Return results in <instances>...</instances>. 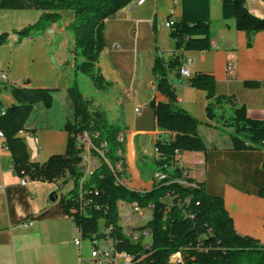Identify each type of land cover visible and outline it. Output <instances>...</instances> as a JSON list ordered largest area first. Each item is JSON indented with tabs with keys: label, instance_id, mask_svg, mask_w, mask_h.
<instances>
[{
	"label": "crops",
	"instance_id": "crops-1",
	"mask_svg": "<svg viewBox=\"0 0 264 264\" xmlns=\"http://www.w3.org/2000/svg\"><path fill=\"white\" fill-rule=\"evenodd\" d=\"M210 4L212 48L186 52L192 59L191 73L213 74L217 94L234 96L246 106L249 117L264 120V85H245L248 81L264 82V31L255 34L249 44L235 19L223 17L222 0H211ZM247 7L264 16V0H247ZM41 13L35 7L0 9V34H9L0 47L4 76L0 74V101L5 107L16 102L11 88L20 84L58 88L56 99L64 109L70 107L67 88L75 79V61L69 26L74 12L64 10L41 35L19 39L15 31L34 24ZM181 17V1L131 0L105 20V47L99 67L103 76L114 82L110 112L118 117L121 111L127 125L123 134L126 179L133 189L153 188L159 134L185 145H198L200 141L201 149L179 151L181 166L195 182H204L211 195L223 198L238 234L264 245V196L260 194L264 190V144L253 150H234L229 135L214 128L206 115V91L186 83L175 85L177 102L199 121L198 135L157 127L152 101L163 102L166 97L156 89L154 65L157 57L167 63L173 56L175 42L167 22ZM177 74L172 69L168 72L173 81ZM47 111L40 107L33 121L18 134L24 138L30 163L43 165L67 149L69 134L64 122L45 121ZM196 158L204 159L205 165L193 164ZM25 177L26 185L15 171L4 137L0 138V264H79L81 252L85 256V239L80 249L74 242L79 229L62 204L70 191L64 187L69 184H63L62 178L49 181L30 172ZM30 220L34 225L24 224Z\"/></svg>",
	"mask_w": 264,
	"mask_h": 264
},
{
	"label": "trees",
	"instance_id": "trees-1",
	"mask_svg": "<svg viewBox=\"0 0 264 264\" xmlns=\"http://www.w3.org/2000/svg\"><path fill=\"white\" fill-rule=\"evenodd\" d=\"M130 1L0 0V9L35 7L42 11L34 24L15 31L19 39L41 35L51 23L59 19L64 10L74 12V21L69 29L74 36L75 79L67 88L71 104L67 107L68 118L64 122L69 134L66 152L51 156L43 165L29 162L24 138L18 134L33 121L40 107L50 112L60 90L12 86L11 92L16 102L5 107L0 101V132L12 153L15 171L19 175L22 171L30 172L37 178L49 181L62 178L63 184H74L63 197L62 204L65 213L72 216L82 235L91 240L104 239L107 232L101 230L99 220L103 218L106 228L113 225L110 226V238L117 241V247L147 254L143 264H264V245L251 236L238 234L223 198L211 195L204 182L198 183L184 176L186 169L177 164V152L182 149H201L200 141L198 145H185L159 134L155 141V171L165 174L166 178L156 181L151 190L140 191L129 186L124 144L123 140H119L120 136L123 139L127 129L123 114L120 111L116 117L105 108H92L87 92L79 85L78 77L80 74L87 75L97 95L111 94L114 82L107 80L99 67L105 47V20L126 7ZM210 2L181 0L182 17L178 21L173 20L170 25L175 52L167 63L161 57L156 58V89L166 97L163 102L152 101L157 127L162 131L198 135L199 121L177 102L175 85L177 82L186 83L206 91V115L214 128L229 135L233 149L253 150L264 144V120L249 117L246 106L239 104L234 96L217 94L213 74L196 72L182 79L179 73L183 51L205 52L212 48ZM222 14L225 19H235L237 29L247 34L249 44L255 34L264 31V16L251 12L247 0H222ZM8 37V33L0 34V47L8 41ZM171 69L178 73L175 81L168 75ZM261 84L264 85V82L245 83L248 87ZM47 116L44 120L48 122ZM83 132H88V138L95 146V154L99 157V166L83 187L87 188V195H94V188L89 187L98 188L99 195L95 200L102 205L100 208L93 206L87 212L73 211L78 208L77 185L82 179L81 149L76 136ZM118 163L121 164V170H117ZM260 194L264 196V190ZM119 202H137L152 211V217L146 224L149 235H152V243H147L148 246L140 243L134 245V241L125 237L120 229ZM178 253L181 259H172Z\"/></svg>",
	"mask_w": 264,
	"mask_h": 264
},
{
	"label": "built area",
	"instance_id": "built-area-1",
	"mask_svg": "<svg viewBox=\"0 0 264 264\" xmlns=\"http://www.w3.org/2000/svg\"><path fill=\"white\" fill-rule=\"evenodd\" d=\"M171 2H179L181 0H168ZM173 23V20L170 19L167 22V26L170 27V25ZM182 64L179 70L180 76L184 79L189 78L192 76L191 70L189 68V64L191 63L192 59L190 56L187 55L185 51L182 52V58H181ZM232 69V67H230ZM1 77L4 79L3 71L0 69ZM19 86H22L20 84ZM137 111L140 112V107L137 108ZM22 130L21 132H23ZM0 138H2V135H0ZM77 143L81 149L80 157L83 156H90V167H81L82 169V176L85 174H93L95 169L99 166V157L97 154H95V146L93 144L88 143V132L79 133L76 136ZM119 140L122 141L121 136L119 137ZM104 155V154H100ZM177 158V164L181 166L182 158L179 155V152H177L176 155ZM193 164L197 166H204L205 161L202 158H196L193 160ZM80 166H81V160H80ZM183 167V166H182ZM117 170H121V164H117ZM26 173L24 171L21 172V182L22 184H27V179L25 177ZM184 176H189L188 171H184ZM152 177L156 181H160L166 178V175L160 172H153ZM81 179V178H80ZM183 183L187 184L186 181H182ZM118 183H121L120 180H118ZM191 185H195V183H192ZM94 188V195H87V188H80V180L77 185V195H76V203L78 204V208H74L73 211L79 210L80 212H87L91 207L95 206L97 208L102 207L101 204L97 203L95 200V197L99 195V190L96 187H89ZM124 206L127 209V215L124 217V222L128 221L131 224L124 226L123 220L121 218L120 220V229L122 231L126 232L127 239H134V245L137 243L142 244L143 246L147 245L145 241V237L149 235V228L146 224L143 223L144 214L146 211H149L150 208H143L141 207L137 202H131V203H125ZM70 216V215H69ZM72 218V216H70ZM27 226L34 225V221L30 220L28 222L24 223ZM110 226L109 225L106 230V236L102 240V245L100 240H91V252L88 256H83L82 252L79 259V264H143L145 261V258L147 254L143 251H137L133 252L130 251L127 248L123 247H117V245H114L112 241H110ZM79 229V235L75 238V244L81 249L84 236L82 235V231ZM148 246V245H147ZM146 246V247H147ZM180 254V253H179ZM181 259V258H180ZM176 259V260H180Z\"/></svg>",
	"mask_w": 264,
	"mask_h": 264
},
{
	"label": "rangeland",
	"instance_id": "rangeland-1",
	"mask_svg": "<svg viewBox=\"0 0 264 264\" xmlns=\"http://www.w3.org/2000/svg\"><path fill=\"white\" fill-rule=\"evenodd\" d=\"M104 61H105V57H102L101 59V63L102 66H104ZM78 82L80 87L85 90L87 92V97L90 100L91 103V107L92 108H102V109H107V111L110 112V109H112V102L114 101V95H97L95 94V92H93L95 89V87L93 86L92 81L90 80V78L87 75H83L80 74L78 77ZM109 96V97H108ZM61 100L55 99L53 106L49 109V115H48V119L53 123V124H57L59 122H65L68 118V111L69 109H64L62 104L60 103ZM109 109V110H108ZM130 177V175H129ZM74 184L69 183V185H65L64 190L69 191ZM125 203H120L118 205V212L120 214V217L123 220V224L124 226L126 225H130V222H124V217L127 215V209L124 206ZM152 217V211H146L144 214V219H143V223L142 224H147L148 220L151 219ZM120 218V220H121ZM100 227L102 231L107 230V228L105 227V219L100 218ZM89 237L84 238L85 242H84V246H85V256H88L91 252V244L90 241L88 239ZM145 241L146 243L150 244L152 243V235H147L145 237ZM101 245H102V240H100ZM104 243V242H103ZM181 255L178 253L176 255H174L172 257V259L176 260V259H180Z\"/></svg>",
	"mask_w": 264,
	"mask_h": 264
},
{
	"label": "bare ground",
	"instance_id": "bare-ground-1",
	"mask_svg": "<svg viewBox=\"0 0 264 264\" xmlns=\"http://www.w3.org/2000/svg\"><path fill=\"white\" fill-rule=\"evenodd\" d=\"M0 135H2V137H4L3 136V134L0 132ZM88 143L89 144H92L91 143V141L89 140V138H88ZM102 154V153H101ZM82 163H81V165H82V167H90V156H83L82 157ZM92 174H85V175H83V177H82V179H81V181H80V188H84L83 187V185H84V183L86 184L87 183V180H88V178L91 176ZM124 232V231H123ZM124 235H125V237H126V232H124ZM132 241H134V239H131ZM110 241H112L113 243H114V245H116V242L117 241H114V240H112L111 238H110Z\"/></svg>",
	"mask_w": 264,
	"mask_h": 264
},
{
	"label": "water",
	"instance_id": "water-1",
	"mask_svg": "<svg viewBox=\"0 0 264 264\" xmlns=\"http://www.w3.org/2000/svg\"><path fill=\"white\" fill-rule=\"evenodd\" d=\"M50 197H51V199H53V194Z\"/></svg>",
	"mask_w": 264,
	"mask_h": 264
}]
</instances>
